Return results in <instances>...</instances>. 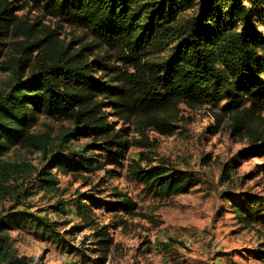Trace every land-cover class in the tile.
<instances>
[{"label": "trees", "instance_id": "obj_1", "mask_svg": "<svg viewBox=\"0 0 264 264\" xmlns=\"http://www.w3.org/2000/svg\"><path fill=\"white\" fill-rule=\"evenodd\" d=\"M14 1L0 0V70L10 72L0 87V203L9 196L19 199L8 183L29 169L5 157L9 147H33L52 156L36 180L47 191L57 190L53 168L73 174L103 168L101 160L86 154L91 144L70 150L64 142L79 134L100 139L107 159L118 162L133 140L153 146L147 131L173 133L181 104L216 109V127L226 118L230 130L249 142L245 156H264V0ZM29 2L78 27V43L59 40L47 25L15 12ZM39 116L68 120L72 129L47 149L51 142L34 130ZM105 172L118 175L114 169ZM131 173L160 195L185 193L196 184L191 172L174 166L136 164ZM116 195L112 206L101 204L131 213V199ZM97 201L78 193L70 203L86 221ZM53 208L62 212L63 203ZM232 209L244 225L264 228L263 196L240 198ZM18 225L64 240L56 221L0 209V264H37L10 247L9 231ZM94 239L104 260L111 246L106 225L94 229Z\"/></svg>", "mask_w": 264, "mask_h": 264}, {"label": "rangeland", "instance_id": "obj_2", "mask_svg": "<svg viewBox=\"0 0 264 264\" xmlns=\"http://www.w3.org/2000/svg\"><path fill=\"white\" fill-rule=\"evenodd\" d=\"M20 0H15L18 4ZM17 10V7H15ZM30 21L47 25L53 36L73 45L82 31L42 12L29 2L15 11ZM29 70L25 69L24 76ZM10 75L0 70V87ZM213 111L207 105L190 107L181 104L175 121L176 129L169 135L147 131L153 146L132 142L118 162L107 159L100 139L77 135L64 142L70 150L83 149L98 158L103 168L93 172L64 173L52 169L57 190L47 191L36 180L37 171L52 157L37 148L11 146L5 157L24 162L29 169L20 172L8 183L20 192V197L9 196L0 203L3 212L22 210L56 221L64 240L55 241L35 233L25 225L9 231V244L15 253L26 255L37 264H264V228L257 223L246 226L233 212V203L246 196L264 198V156L251 153L245 138L233 133L225 118L216 127ZM111 114L109 119L111 120ZM118 124V120L113 118ZM72 129L68 120L39 116L34 130L45 134L51 142L47 149L59 142ZM132 137L139 139L137 133ZM54 150L53 158L56 155ZM52 158V159H53ZM155 165L174 166L192 173L196 184L185 193L160 195L158 189L137 181L131 169ZM226 165L227 171L223 173ZM118 173L110 176L105 170ZM227 174V175H226ZM78 193L98 200L90 206V218L78 217L70 201ZM116 193L129 197L134 203L131 213L107 208L117 199ZM63 203V211L53 206ZM89 206V205H87ZM106 225L111 246L106 258L95 249L94 229ZM75 226V230L71 228Z\"/></svg>", "mask_w": 264, "mask_h": 264}]
</instances>
